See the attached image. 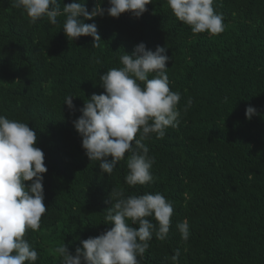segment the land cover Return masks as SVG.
<instances>
[{
	"label": "trees",
	"instance_id": "16d2710c",
	"mask_svg": "<svg viewBox=\"0 0 264 264\" xmlns=\"http://www.w3.org/2000/svg\"><path fill=\"white\" fill-rule=\"evenodd\" d=\"M97 2L86 0L89 11ZM101 6L109 7L108 0ZM146 7L139 18L125 12L86 20L102 38L92 47L91 36L68 40L65 15L56 24L47 18L32 24L14 0H0V115L35 129L48 169L47 211L40 229L25 234L38 252L36 264H60L58 246L74 255L81 240L110 229L104 222L111 190L125 197L159 192L173 206L167 238L154 232L140 264H173L177 250V264H264V0H215L225 25L219 35L193 34L167 0ZM140 42L166 48L180 117L163 138L142 141L155 158L154 182L129 186L131 154L111 175L103 173L85 154L73 121L84 100L104 92L99 75L122 67L119 57ZM68 95H76L74 110L64 104ZM248 106L257 110L251 119ZM185 221L187 241L177 227Z\"/></svg>",
	"mask_w": 264,
	"mask_h": 264
},
{
	"label": "clouds",
	"instance_id": "9594fccd",
	"mask_svg": "<svg viewBox=\"0 0 264 264\" xmlns=\"http://www.w3.org/2000/svg\"><path fill=\"white\" fill-rule=\"evenodd\" d=\"M101 3L98 0L89 11L86 0L66 4L64 0H14L15 7L25 10L32 24L43 18L56 24L57 17L65 15L62 29L68 40L91 36L92 47H99L102 38L96 23L86 20L106 13L118 18L125 12L139 18L154 0H108L107 8ZM214 3L215 0H167L177 20L189 25L193 34L219 35L225 25ZM169 59L165 47L157 46L153 51L145 43H138L131 54L119 57L122 67L99 75L104 92L93 93L84 100L79 108L81 115L73 121L82 137L85 154L90 161L99 162L103 173L111 175L126 153L131 154L125 176L129 186L154 182L151 168L155 158L149 156V148L142 141L152 134L161 139L168 127L179 123L177 106L181 96L169 87L166 66ZM74 97L68 95L64 100L70 110L76 108ZM256 113L254 107L246 108L248 119ZM37 139L35 129L28 123L0 115V264H36L38 260L37 250L25 239L28 230L40 229L47 211L43 174L48 169ZM109 199L111 206L104 223L113 226L98 236L81 240L82 247H77L74 255L64 243L58 246L55 251L60 264H140L139 258L149 248L154 232L161 241L167 238L174 210L164 195L157 192L125 197L123 191L111 190ZM148 217L155 218L158 229ZM134 224L139 227L131 226ZM177 227L181 238L187 241L188 223L181 222ZM179 256L177 250L171 258L173 264H177Z\"/></svg>",
	"mask_w": 264,
	"mask_h": 264
}]
</instances>
